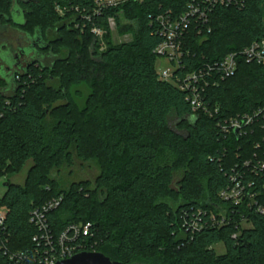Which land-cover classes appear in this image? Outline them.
<instances>
[{
  "label": "trees",
  "instance_id": "16d2710c",
  "mask_svg": "<svg viewBox=\"0 0 264 264\" xmlns=\"http://www.w3.org/2000/svg\"><path fill=\"white\" fill-rule=\"evenodd\" d=\"M189 2L130 0L95 14L94 0H0L1 25L8 22L42 45L50 42L57 56L9 73L5 66L15 60L7 48V56L0 55V177L8 184L0 196V207L8 208L0 264H41L32 213L58 197L60 205L46 214L52 231L91 223L89 246L114 260L264 264V213L232 210L220 196L231 174L241 170L235 165L257 152L254 143L264 129L258 124L239 136L219 125L264 107V65L240 57L234 75H214L216 83L208 76L201 96L219 111L196 112L190 92L161 79L156 69L155 49L163 39L157 16L174 17ZM207 10L208 19L192 20L182 37L184 67L176 76L264 37V0H215ZM112 16L131 23V40L107 41ZM94 26L104 31L102 37L92 32ZM171 116L178 119L176 128ZM73 152L97 160L101 172L94 182L63 189L52 170L72 161ZM30 160L25 183L11 182ZM179 169L184 174L175 188ZM219 242L223 254L214 249ZM16 251L28 257L11 261Z\"/></svg>",
  "mask_w": 264,
  "mask_h": 264
},
{
  "label": "built area",
  "instance_id": "2783aa9c",
  "mask_svg": "<svg viewBox=\"0 0 264 264\" xmlns=\"http://www.w3.org/2000/svg\"><path fill=\"white\" fill-rule=\"evenodd\" d=\"M130 0H94L95 14L112 7L119 8ZM141 1V0H134ZM215 0H190L186 9L172 17L170 14H159L157 16V31L162 36L155 51L159 54L156 69L159 77L163 80L177 84L181 89L190 92V100L196 112L202 111L209 115H214L219 111L210 109L203 101L201 91L209 84L208 76L215 75L221 79L234 75L238 70L240 57H245L249 62H256L264 65V37L253 41L249 46L240 52H231L221 60L207 64L206 66L185 74L183 77L174 75L178 68L184 67L183 57V35L189 28L192 20L208 19V7ZM225 1V0H221ZM91 19V15H85ZM109 26H116L117 17L109 18ZM92 32L102 37L104 31L94 26ZM169 60V65L163 60ZM213 79V78H212ZM213 79V82L215 81ZM217 81H215L216 83ZM221 124L226 134L234 132L236 135L245 136L248 131L254 132L255 125H260L264 129V107H260L252 112L238 114L226 118ZM257 129V127H256ZM257 152L242 160V163L235 165L236 169H241L230 176V184L220 193L227 203L235 208H253L257 212L264 213V136L258 138L254 143ZM242 167H241V166ZM1 178V177H0ZM62 197L54 198L46 202L42 207L36 208L31 217V222L37 227L39 233L33 237L40 252L39 261L41 264H56L61 259H67L83 251H95L93 246H89L88 238L93 236L91 223L70 224L60 234H55L46 218L48 211L55 209L61 203ZM224 211L221 212L223 214ZM7 214L6 206L0 207V233L7 234ZM221 221H224L222 219ZM28 257L23 251H16L10 254L13 261L17 257Z\"/></svg>",
  "mask_w": 264,
  "mask_h": 264
},
{
  "label": "rangeland",
  "instance_id": "374dc122",
  "mask_svg": "<svg viewBox=\"0 0 264 264\" xmlns=\"http://www.w3.org/2000/svg\"><path fill=\"white\" fill-rule=\"evenodd\" d=\"M16 18L19 21L22 20V17H16ZM128 24L130 25L131 23L123 19L122 17L120 19V23H117L116 26L113 28L112 26L110 27L111 34H110V38L108 37L107 41L119 43V42L131 40L132 32L129 31V27H127L129 26ZM22 36L24 35L20 33L19 31H17L16 29H12V28L5 29V28L0 27V47L1 45L6 44V43H8L9 46L11 45L12 47H17V45L19 44L18 40ZM21 39H20L21 41L24 40L23 37ZM107 41L105 40L104 42L101 43V48L106 47ZM25 44L27 43H24V45ZM3 56L6 57L7 55L4 54ZM47 61H50V60H47ZM8 62L9 63L11 62V58L8 60ZM163 62L166 64V66H170L169 65L170 62L168 59L163 60ZM177 121L178 119L175 116L170 117V124L172 128H176ZM52 123L53 122L51 121V119L47 120L48 127L51 126ZM32 164L33 162L31 160L27 161L22 171L18 175L11 177L10 181L14 183L24 184L26 177H27V173L30 167L32 166ZM100 172H101V169L99 166V162L97 160L94 159V160L84 161V160L79 159L77 155L75 154V152H73L72 161H68V162L66 161L63 163V165L60 168L53 169L51 176L53 179L58 181L61 188L68 189L69 186L73 182H79L83 180H89V181L94 182L99 176ZM183 174H184V171L182 169L176 170L174 172L172 183L175 188L178 187V182L182 179ZM5 182H6V178L1 177L0 178V196H2L5 193V190H6ZM245 226H248V224L247 225L245 224ZM214 249L218 254H223L226 251L225 245L223 242H219L218 244H216L214 246Z\"/></svg>",
  "mask_w": 264,
  "mask_h": 264
},
{
  "label": "flooded vegetation",
  "instance_id": "af4514ba",
  "mask_svg": "<svg viewBox=\"0 0 264 264\" xmlns=\"http://www.w3.org/2000/svg\"><path fill=\"white\" fill-rule=\"evenodd\" d=\"M0 27L5 29L7 28L14 29V27H12V24L8 22L3 25H1L0 22ZM15 29L17 30V28ZM19 32L24 35L22 36L24 40L21 41L22 40L21 37L20 38L21 40L20 39L18 40L19 44L17 45V47H12L11 45L9 46L8 43L3 44L0 47V55L4 54V52L2 51L5 50V48H7L9 55L12 56L13 59L15 60L13 66H5L6 70H8L9 73L14 72V70L19 69L24 64H30L31 62H35V61H39L40 63L43 64L46 63L47 60L52 61L55 58H57V56L53 52H51L52 49L49 48L51 46L50 42L47 41L48 43L47 45H42L38 37L31 38L25 35L22 31ZM24 43L27 44L24 45ZM1 65L2 62H0V67Z\"/></svg>",
  "mask_w": 264,
  "mask_h": 264
},
{
  "label": "water",
  "instance_id": "95a60500",
  "mask_svg": "<svg viewBox=\"0 0 264 264\" xmlns=\"http://www.w3.org/2000/svg\"><path fill=\"white\" fill-rule=\"evenodd\" d=\"M8 185L5 183V186ZM56 264H127L114 260L99 251H83L67 259H61ZM130 264H148L144 262H134Z\"/></svg>",
  "mask_w": 264,
  "mask_h": 264
}]
</instances>
